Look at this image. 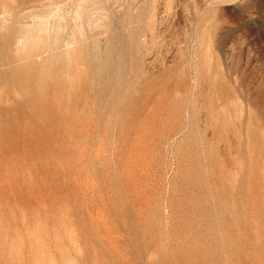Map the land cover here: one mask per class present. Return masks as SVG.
<instances>
[{
	"label": "rangeland",
	"instance_id": "obj_1",
	"mask_svg": "<svg viewBox=\"0 0 264 264\" xmlns=\"http://www.w3.org/2000/svg\"><path fill=\"white\" fill-rule=\"evenodd\" d=\"M0 264H264V0H0Z\"/></svg>",
	"mask_w": 264,
	"mask_h": 264
}]
</instances>
